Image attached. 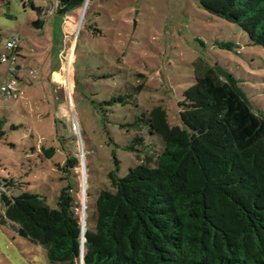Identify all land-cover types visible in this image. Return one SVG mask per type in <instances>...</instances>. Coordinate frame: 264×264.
<instances>
[{
    "label": "rangeland",
    "instance_id": "374dc122",
    "mask_svg": "<svg viewBox=\"0 0 264 264\" xmlns=\"http://www.w3.org/2000/svg\"><path fill=\"white\" fill-rule=\"evenodd\" d=\"M85 8L78 26L79 13L61 15L53 0H0V55L12 36L19 39L17 99L0 97V183L14 184L12 196L39 195L52 209L70 184L83 231L94 226L99 192L110 189L108 173L124 177L150 144L161 151L146 127L149 112L162 107L168 124L181 126L179 104L199 69L232 76L264 116V50L197 0H89ZM6 71L0 65V86ZM137 136L144 146L126 150ZM49 148L47 159L42 149ZM74 156L77 174L63 172ZM2 214L0 203V264H47L45 250L19 237Z\"/></svg>",
    "mask_w": 264,
    "mask_h": 264
},
{
    "label": "trees",
    "instance_id": "16d2710c",
    "mask_svg": "<svg viewBox=\"0 0 264 264\" xmlns=\"http://www.w3.org/2000/svg\"><path fill=\"white\" fill-rule=\"evenodd\" d=\"M53 1L61 15L84 5ZM197 2L264 50V0ZM196 73L179 104L180 127L168 124L162 107L149 112L146 127L162 140L161 151L152 152L150 144L124 177L117 169L108 173L110 189L99 192L94 226L83 241L70 184L52 209L36 194L12 196L14 184L3 181L2 219L42 247L47 264H80L82 246V264H264V116L232 76L211 67ZM143 146L137 136L126 150L138 153ZM42 152L47 159L54 155L53 148ZM79 169L74 156L61 170Z\"/></svg>",
    "mask_w": 264,
    "mask_h": 264
},
{
    "label": "built area",
    "instance_id": "2783aa9c",
    "mask_svg": "<svg viewBox=\"0 0 264 264\" xmlns=\"http://www.w3.org/2000/svg\"><path fill=\"white\" fill-rule=\"evenodd\" d=\"M19 39L12 36L6 44V49L3 54L0 55V65H5L7 67L4 80L0 86V97L3 100L17 99L19 92L18 89V78H17V67L18 59L15 54L17 49ZM33 75V72H30Z\"/></svg>",
    "mask_w": 264,
    "mask_h": 264
},
{
    "label": "bare ground",
    "instance_id": "6f19581e",
    "mask_svg": "<svg viewBox=\"0 0 264 264\" xmlns=\"http://www.w3.org/2000/svg\"><path fill=\"white\" fill-rule=\"evenodd\" d=\"M87 2L89 1V0H86ZM86 9V8H85ZM81 14H82V10L79 12V19H80V16H81ZM84 14H85V12L83 11V16H82V20H81V22H80V24L82 23V21H83V17H84ZM79 19H78V21H79ZM80 26V25H79ZM72 43V42H71ZM70 65H71V56H69L68 57V59H67V62L65 63V70H66V75H67V83L69 84V86H70V79H69V75H70ZM56 79H59L58 78V76H56ZM71 123H72V121H71ZM79 138V137H78ZM79 140V139H78ZM79 142V141H78ZM81 143V142H80ZM82 162H83V160H82ZM83 165H84V163H83ZM84 208V207H83ZM84 216V215H83ZM83 224H84V222H83ZM84 229V228H83Z\"/></svg>",
    "mask_w": 264,
    "mask_h": 264
},
{
    "label": "water",
    "instance_id": "95a60500",
    "mask_svg": "<svg viewBox=\"0 0 264 264\" xmlns=\"http://www.w3.org/2000/svg\"><path fill=\"white\" fill-rule=\"evenodd\" d=\"M85 5H86V0H84V5H83V9H82V14L80 16V19L78 21V24L80 25V22L82 20V16H83V11L85 9ZM78 25V26H79ZM82 213H83V210H82ZM80 227H81V241H83V234H84V231H83V220L80 219ZM82 253H83V246L81 247V255H80V264H82Z\"/></svg>",
    "mask_w": 264,
    "mask_h": 264
},
{
    "label": "crops",
    "instance_id": "0c3cea01",
    "mask_svg": "<svg viewBox=\"0 0 264 264\" xmlns=\"http://www.w3.org/2000/svg\"><path fill=\"white\" fill-rule=\"evenodd\" d=\"M56 76H58V78L60 79V74L57 73V74L54 75V79H55V81L59 83V80L56 79Z\"/></svg>",
    "mask_w": 264,
    "mask_h": 264
}]
</instances>
